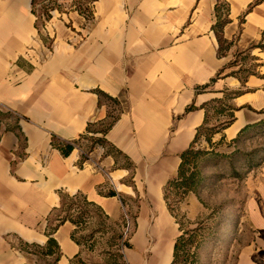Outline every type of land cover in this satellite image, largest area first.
I'll return each mask as SVG.
<instances>
[{
    "label": "crops",
    "instance_id": "crops-1",
    "mask_svg": "<svg viewBox=\"0 0 264 264\" xmlns=\"http://www.w3.org/2000/svg\"><path fill=\"white\" fill-rule=\"evenodd\" d=\"M33 2L0 0V264L55 262L21 246L42 252L62 196L78 194L110 218L127 216V197L139 199L135 251L171 240L174 251L180 234L164 187L205 121L203 107L242 92L225 102L234 121L213 143L264 120V0ZM239 54L256 75L240 78ZM248 181L240 220L252 240L240 258L264 264V162ZM75 229L66 222L53 235L55 264L81 255ZM122 254L127 264V245Z\"/></svg>",
    "mask_w": 264,
    "mask_h": 264
},
{
    "label": "rangeland",
    "instance_id": "rangeland-1",
    "mask_svg": "<svg viewBox=\"0 0 264 264\" xmlns=\"http://www.w3.org/2000/svg\"><path fill=\"white\" fill-rule=\"evenodd\" d=\"M237 62L247 66L238 72L240 78L244 80L249 75H256L250 65L249 55H237ZM229 73L231 75L236 72ZM235 92L228 95L233 96ZM211 116L212 124L218 123L213 109ZM197 148L203 149L205 153L197 163V190L188 195L171 197L175 208L174 215H171L179 234L183 233L182 227L193 235L191 254L184 256L178 264H245L240 256L252 240V231L249 223L241 222L240 219L244 215L250 174L263 163L264 128L251 131L236 143L206 141L204 146L199 145ZM68 197L65 207L52 215L50 227L57 225L69 213L75 216L80 214L75 209L83 207L80 200ZM73 204L75 210L69 211ZM139 206V199L127 197V216L121 214L112 218H106L104 213L89 208L90 218L78 226L77 231L74 230L82 246V253L74 260V264H125L122 253L126 245L127 264H158V255L152 252L154 248L149 246L143 253H138L131 243L137 231V219L140 218L134 212ZM168 244L162 248L166 249ZM21 249L30 250L37 257L42 254L35 247L21 246ZM133 254L139 258L138 263L134 262ZM38 264L54 262L40 261Z\"/></svg>",
    "mask_w": 264,
    "mask_h": 264
},
{
    "label": "trees",
    "instance_id": "trees-1",
    "mask_svg": "<svg viewBox=\"0 0 264 264\" xmlns=\"http://www.w3.org/2000/svg\"><path fill=\"white\" fill-rule=\"evenodd\" d=\"M90 1H93V0H90ZM260 1L261 0H256L255 4H257ZM33 4H36V0H34ZM231 65H234V64L231 63V64H229L228 67H230ZM225 69L226 68L221 69L218 72L217 76L212 80L211 84H208V85L202 87V89H206L209 86H211L214 82H216L221 77V75L224 73ZM241 94H242V92H235V93H233V96H231V94L230 95L227 94L225 99H222V100L215 99V100L207 103L203 107L207 111L205 121H204L203 125L198 128L196 137H195L192 145L190 146V148L187 149L181 155L182 161H181L177 175L174 178H172L171 180H169L167 185L164 187V199H165L167 207H168V209L172 215H174V211H175V208L171 202L172 195H174L175 197L179 196L180 194L181 195L182 194L188 195L189 193L195 192L197 190V188H196V186H198L197 163L200 161L201 157L205 154L203 149L197 148V146L200 145L202 139L206 140L208 143H212V138L217 133L222 132L224 129H226L227 127H229L233 123L234 115H233L232 111H234L235 108L232 105L225 104V102H228L233 97H237ZM222 104H225V107H223ZM193 109H195V107L191 106V107H189L188 110L190 111ZM211 109L214 110L216 117H218V115H220V114H223L224 112H227L226 118L223 121H219L216 124H212V118L213 117L210 114ZM262 128H264V120L261 121L259 124L247 126L246 128H244L241 131L238 138L233 140V143L239 142L240 139L244 135L250 133L251 131L260 130ZM97 143H99L101 145L106 144V142L102 139L97 140ZM66 147H67L66 149H63V154H65V155H67L71 151V149L73 148L72 146H66ZM262 162H264V159ZM110 195L115 196L116 193L112 192ZM66 198H67L66 196H62L61 207L59 209H57L55 212H57V211H59L65 207ZM70 199L80 200L83 207H76L75 208V204H73V206H71L69 209V211H73L75 209H78L80 214L75 216L74 214L69 213V215L66 218L59 220V223L57 225H55L53 227L49 226L50 239H49L48 244L45 247V249L42 250V252H41L42 254H46V255H54L55 254L56 255L55 256V262L58 260L59 254L54 249V248H56V250H58V245H57V242L54 239L53 235L58 230V228L61 225H63L64 223L70 222L71 224H73L75 226V228H76L75 231H77L78 226H81L82 224H84V222H86V219L90 218L89 213H91V211L89 210V208H95L96 211L103 213L101 208H99L98 206H96L93 203L88 202L86 197H84L83 195H80V194L74 195ZM106 218H108V216H106ZM181 231L183 233H182V235H180L176 239V242L174 245V251H173L174 260H173L172 264H178L184 256L191 254L193 235H190L189 232L187 230L183 229L182 227H181ZM75 234H76V232H74L72 234V239L77 244L81 245V242L76 238ZM55 262H54V264H55Z\"/></svg>",
    "mask_w": 264,
    "mask_h": 264
},
{
    "label": "bare ground",
    "instance_id": "bare-ground-1",
    "mask_svg": "<svg viewBox=\"0 0 264 264\" xmlns=\"http://www.w3.org/2000/svg\"><path fill=\"white\" fill-rule=\"evenodd\" d=\"M173 243H174V240H171L167 248L164 250L162 249L161 251H159L158 248L154 249V254H157L161 258L159 264H170L171 263L173 259Z\"/></svg>",
    "mask_w": 264,
    "mask_h": 264
},
{
    "label": "water",
    "instance_id": "water-1",
    "mask_svg": "<svg viewBox=\"0 0 264 264\" xmlns=\"http://www.w3.org/2000/svg\"><path fill=\"white\" fill-rule=\"evenodd\" d=\"M172 261H173V259H172ZM172 261H171V263H172ZM171 263H170V264H171Z\"/></svg>",
    "mask_w": 264,
    "mask_h": 264
}]
</instances>
